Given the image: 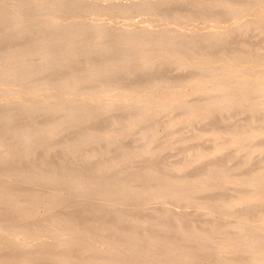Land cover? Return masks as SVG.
Wrapping results in <instances>:
<instances>
[{
	"label": "bare ground",
	"instance_id": "bare-ground-1",
	"mask_svg": "<svg viewBox=\"0 0 264 264\" xmlns=\"http://www.w3.org/2000/svg\"><path fill=\"white\" fill-rule=\"evenodd\" d=\"M0 2V6H16L22 12L34 11L33 15H43V11L46 15L48 7L69 13L90 7L109 15L133 10L165 19L175 18L180 11L187 21H212L222 3L230 7L237 2L249 23L253 20L249 27L236 22L228 31L218 20L219 30L212 35L201 32L198 37L195 33L202 44L200 50L190 45L193 34H178L177 30L162 34L145 27L140 29L139 41L129 28L113 35L108 31L112 25L96 23V36L83 49L94 26L72 23L65 35L68 27L58 25L56 19L49 21L36 14L23 18L24 12L18 17L1 8L0 25L9 19L10 28H18L23 40L20 36L14 39L15 35L4 37V28L0 30V92L11 83L24 90L33 84L36 88L42 76H47L48 89L53 81L48 76L61 73L64 91H73L77 83L84 90L99 91L94 84L104 78L106 83L114 82L116 93L129 90L124 83L132 81L136 93L123 95L120 103L109 99L91 108L90 101H75L74 91H70L71 98L67 94L69 99L58 97L49 102L40 95L33 104L18 101L19 97L8 103L0 99V172L7 175L0 174V264H264V0H107L106 4L60 0L50 1L46 8L38 5L41 1L27 5L19 0ZM228 6L223 10L228 12ZM168 9L170 14H164ZM35 22H42L41 31H34ZM21 43L25 50L18 47ZM55 43L66 45L61 52L65 56L48 62ZM34 48L39 49L32 57L37 62L21 60ZM78 49H83L80 54L84 51L82 59ZM153 49L152 62L148 54ZM214 49L222 53L220 57L216 53L221 59L219 70L202 83L200 72L215 68L214 55H210ZM231 50L232 66L227 59L230 53H226ZM95 51L103 55L101 67L89 64ZM114 51L121 54L117 65L111 60ZM136 55L140 64L135 63L138 68L133 70ZM193 56L191 67L187 61ZM33 62L38 70L31 69L36 73L30 72ZM80 66L86 67L69 76L73 71L68 69ZM164 74L178 82L180 89L161 85ZM150 76L159 80L145 95L140 81ZM100 82L104 88L106 83ZM191 86L193 97L211 96L204 105L198 103L203 105L200 116L194 111L195 100L188 99ZM160 89L162 93L157 94ZM140 104L142 111H136ZM152 107L159 109L156 114L155 108L154 115L172 114L162 122L155 116L149 127L146 115ZM215 107L220 111L217 114ZM183 110L184 121L177 115ZM129 112L132 116L121 123ZM158 122L163 125L161 134L169 137L164 142L158 135ZM120 124L125 125L120 128ZM192 125L198 126L199 134ZM178 127H187L188 132L183 134ZM204 145L207 150L203 152L200 147ZM177 205L183 207L177 209Z\"/></svg>",
	"mask_w": 264,
	"mask_h": 264
},
{
	"label": "rangeland",
	"instance_id": "rangeland-1",
	"mask_svg": "<svg viewBox=\"0 0 264 264\" xmlns=\"http://www.w3.org/2000/svg\"><path fill=\"white\" fill-rule=\"evenodd\" d=\"M0 1H2V0H0ZM12 1H14L15 2V0H12ZM16 1H18V0H16ZM21 3H23V4H26L27 5V3H31V2H39V1H41L40 3H38V5H44V6H41L40 5V7L41 8H46V7H48L49 6V2L51 1V2H59L60 0H29V1H27V0H19ZM62 1V0H61ZM90 1H93L94 3H105L106 4V1L107 0H90ZM119 1H122V2H127V0H111V2H116V3H118ZM138 1L139 0H130V2H135V3H138ZM150 1H152V0H150ZM44 2H45V4H44ZM216 2V1H215ZM215 2H211L210 4L211 5H213V3H215ZM1 3V2H0ZM48 3V4H47ZM121 3V2H120ZM236 3V4H235ZM235 3H233V5L235 6V7H238V8H234V6H228L227 4H229L230 5V3H222V6H219L217 9H219L220 11H218L217 13V15H220V18H218V19H216L217 20V22L215 21V17L217 16H215L213 19L214 20H212V18L210 19V20H212V21H208L209 19H205V20H203L202 18H194V19H191V21L189 20V21H187L186 19L184 20L183 18H182V15H183V13H180V11L178 12V11H176V14L178 13L180 16V18L178 17L177 18V15H175L174 17L175 18H172V19H165V16L163 15V17H160V18H163V19H160V18H153L151 15L149 16V14H147V13H144V12H134L133 10H131L128 14H126V15H120V16H117V15H115V14H111V15H109L108 13H106V12H102V11H97V12H93L92 10H90V7H87V8H85V10L84 9H82V12L81 11H79L78 13H73V12H71V13H69V11L68 10H66L65 8H67L66 6L64 7V11L62 12L61 10H57L56 8H51L50 10H49V8L50 7H48V8H46V9H44V10H46V15L44 14V11H43V15H38L37 14V12H35V14L36 15H38L39 17L40 16H44L45 18H47V20H55L56 22H57V24L58 25H62V26H64V27H68V25L69 24H72V23H74L75 25H77V27H83L84 25L86 26V24H87V26L88 27H90V28H92L93 26V29H92V31L93 30H97L96 29V27L98 26V25H100L101 23H103V24H105V23H108V25H112V26H110L111 28L110 29H108V31H109V33H112L113 35H114V33L116 32V31H122V30H124V29H128L129 28V30H131V31H133L134 32V34H135V38H136V40H139L140 41V36H139V33L145 28V27H148L149 29H151L152 31H156V30H160V31H162L163 33L162 34H167L168 33V31H174L175 32V30H177V31H180V32H178V34L179 33H186V34H193L192 35V42L190 43V45H192V47H194L193 48V50L194 49H196V50H200V47H201V43L199 42V39L200 38H198L199 37V34L201 33V32H206V33H210L211 35L216 31H218L219 29H217V24H218V20L219 21H221L222 23H223V26H225V30H229V28H231V27H233L234 26V24L236 23V22H238V23H242V25H243V27H246V26H248L249 27V24H252L253 23V20H251L250 19V23H249V19H248V16H247V14H246V12L244 13V12H242V10L240 9V4L239 3H237V2H235ZM239 4V5H238ZM1 5V4H0ZM211 5H209V6H211ZM228 6L229 8H230V10H228V12L226 11V13H225V11L223 10V7L224 6ZM16 6H9V7H5V6H0V9L2 10V12L4 11L5 13L7 12V14L9 13L10 15H13V13H15V15L17 16V14L20 12H22V9H20V8H15ZM12 9H14V10H12ZM16 9V10H15ZM53 9H56V10H53ZM89 9V10H88ZM222 9V10H221ZM49 11H51V14H50V12ZM66 11L69 13H66ZM92 11V12H91ZM224 11V12H223ZM232 11V12H231ZM23 12L25 13L24 15H21L23 18H27V14H28V17H30L29 15H33V13H34V11H31V10H23ZM22 12V13H23ZM32 12V13H31ZM133 12V13H132ZM175 12V11H174ZM220 12V13H219ZM19 13V14H20ZM21 13V14H22ZM54 13H57V14H54ZM62 13V14H61ZM170 14V10L168 9L166 12H164V14H166V15H169ZM172 13V12H171ZM228 13V14H227ZM229 13H234V15H230ZM239 13V14H238ZM18 14V17H20V15ZM35 14L33 15V16H35ZM229 15L228 17H226L227 15ZM31 15V16H32ZM75 16V17H73V16ZM223 17H222V16ZM226 15V16H225ZM14 16V15H13ZM32 16V17H33ZM60 16V17H59ZM79 16V17H78ZM115 16V17H114ZM57 17V18H56ZM64 17V18H63ZM49 18V19H48ZM53 18V19H52ZM75 18V19H74ZM104 18H105V20H104ZM107 19V20H106ZM112 19V20H111ZM131 19V20H130ZM227 21H226V20ZM35 19H33V21H34ZM57 20H59V21H57ZM69 20H70V23H67V22H69ZM135 21V22H134ZM143 21V22H142ZM145 21V22H144ZM76 22V23H75ZM125 22H127V23H125ZM252 22V23H251ZM3 23V25L5 26V24H7V29L3 26V25H0V30L2 29V28H4V37H7V36H12L14 39H16L17 37H19L20 36V34H19V30H18V28H10V26H9V19L7 20V19H4V22H2ZM11 23V22H10ZM37 23V24H36ZM38 23H40V22H35L34 24V27H35V30L34 31H36V32H39V31H41V28H42V22L40 23V24H38ZM98 25H97V24ZM124 23V24H123ZM91 24V25H90ZM127 24V25H126ZM182 24V25H181ZM97 25V26H96ZM92 26V27H91ZM143 26V27H142ZM69 27H70V25H69ZM68 27V29H64V33H65V35L66 34H68V32L70 31L69 28ZM123 28V29H120V28ZM140 27H142V28H140ZM201 27V28H200ZM204 27V28H203ZM119 28V29H118ZM9 29V30H8ZM27 29V30H26ZM25 30L28 32H30V30L31 29H29L28 27L26 28ZM39 29V31H37ZM74 29V28H73ZM134 29V30H133ZM137 29V30H136ZM140 29H142V30H140ZM12 30V31H11ZM91 30V29H90ZM90 32V33H92V35L90 34V37H89V39H91V40H89V39H87L88 40V43H86V44H84L83 45V49L85 48H87L88 46H90L92 43V40L94 39L93 37H95L96 35H94V34H96V32ZM110 31H112V32H110ZM211 31V32H210ZM226 31V32H227ZM15 32V33H14ZM35 32V33H36ZM165 32V33H164ZM8 33H10V34H8ZM18 33V34H17ZM197 34V36H196V34ZM6 34V35H5ZM111 34V35H112ZM94 35V36H93ZM17 36V37H16ZM89 36V35H88ZM195 36V37H194ZM23 38H25V36H22ZM166 37V36H165ZM194 37V38H193ZM191 38V37H190ZM195 39H197V40H195ZM20 40L22 41L23 39H21V36H20ZM162 40H166L165 38H163L162 37ZM193 40H195V41H193ZM20 42V41H19ZM85 42H87V41H85ZM89 43H91L90 45H89ZM142 43H144V42H142ZM58 43H55V51H57V52H55V51H53V53H52V55L50 56V58L48 59V62L50 61V60H54V61H56V58H59V59H61L63 56H65V54L64 55H62L61 54V52H63V49L65 48V44H60L59 43V45H57ZM195 44V45H194ZM199 44V45H198ZM21 45V46H20ZM22 45H25V43H21V44H19V48L22 50L23 48V50H25V47L24 46H22ZM194 45V46H193ZM116 48L117 47H115L114 48V50H116ZM58 49V50H57ZM83 49H78L77 51H78V58L80 59L81 57L83 58L84 56L82 55V54H84V51H83V53L81 52V54H80V50L82 51ZM39 50V49H38ZM37 49H31V50H29L30 51V53H32V54H23L22 56H24V57H22L21 56V60H33L34 61V59L35 58H32V57H34V52H36V51H38ZM214 50H216V49H214ZM213 50V51H214ZM218 50V49H217ZM216 50V51H217ZM154 51H156V49H153L151 52H149V58H150V61H152L153 62V60L155 59V54H156V52H154ZM216 51H214V52H211V56H213L214 57V62H213V64L212 65H214V69H213V66L211 67V69H209V70H206V69H204V70H202L200 73L202 74V76H200V78H201V82L202 83H204V80L206 79V78H208V76H212V74H214V71H218L219 70V67L217 66L218 65V63H221V62H219V61H221V59L220 58H218L217 57V54H218V56L220 57L221 55H222V53H221V51L220 50H218V52H216ZM233 50H231V51H226V53H230V56H227V59H229V64L232 66L233 64H234V59H233V57H234V52H232ZM55 52V53H54ZM59 52H60V54L61 55H58L59 54ZM96 52V51H95ZM115 52V55H114V53H113V55H112V57H111V60H112V63L113 64H119V61L121 60L120 58H121V54H120V52H117V51H114ZM220 52V53H219ZM97 54H98V56L100 55V53H98V52H96ZM96 53H95V56H94V59H91L90 58V61L89 62H91V61H93L92 63H89L90 65H93V64H95V65H97V66H99V67H101V60L99 59V58H101L102 56H97L96 55ZM214 53V54H213ZM217 53V54H216ZM236 53V52H235ZM31 56V58L29 57L28 59H27V57L28 56ZM80 55H82V56H80ZM137 55H138V53H137ZM136 55V59H135V61L136 60H138V61H136V62H133L132 64H131V68L134 70V69H137L138 67H136L137 65V63L139 62V64H140V59H138L137 57H139V56H137ZM181 56H178V60L179 61H182L184 58H183V55L182 54H180ZM116 56V57H115ZM153 56V57H152ZM76 57V59H78L77 58V56H75ZM98 57V58H97ZM152 57V58H151ZM206 57V56H205ZM54 58V59H53ZM81 58V59H82ZM112 58H114V61H113V59ZM140 58V57H139ZM195 57L193 56V57H191L190 58V60L189 61H187V65L188 66H193L194 65V62H195V59H194ZM98 59V60H97ZM216 59V60H215ZM31 60V61H32ZM94 60L96 61L97 60V62H94ZM194 60V61H193ZM46 60H44V62H45ZM116 61V62H115ZM231 61V62H230ZM34 62H37V61H34ZM32 63L31 65H33V66H30V72L31 73H36V72H32V71H34V70H38V67H37V65H35V63ZM41 63H43V61H41ZM82 63H88V62H84V61H82ZM136 63V64H135ZM2 64V63H1ZM133 64H135V65H133ZM139 64H138V66H139ZM168 64V63H167ZM165 62H164V66H168ZM36 66V68H34L35 66ZM90 65H88V66H90ZM82 66V65H81ZM79 67V68H77V69H75V70H69L68 69V71H73V73L72 74H70L69 76H71V75H73V74H75V75H78L79 74V72L78 71H80V73H81V70H79V69H81V68H83V67H86V66H83V67ZM164 66H162V67H164ZM191 66V67H192ZM229 66V65H228ZM174 67V66H173ZM216 67H218L217 69H216ZM31 68H33L34 70H32ZM131 69V70H132ZM84 70H86V69H84ZM213 71V72H212ZM70 73V72H69ZM103 73V72H102ZM61 73H58V75H54V78H53V76L52 77H50V76H48L49 77V79H51V80H53L52 81V85L50 86V87H48V89H45V88H47V85L46 84H44V82H45V80L46 81H48V79H45V78H47V76L46 77H44V76H42L41 78H42V80H44L43 81V84H42V80L41 79H39V82H38V80H37V78H34V79H36L35 81H37L38 83H36V84H38V86H36V88H35V84H33L34 86H30L29 85V87L27 88V89H25L24 90V88H22L21 87V89H20V87L19 86H17L16 87V85H12V83L10 84V86L5 90V91H3V92H0V99L2 100V101H6V103H8L10 100H15L17 97H19V98H17V100L19 101H23V103H34L35 101H36V97L37 96H40V95H43L44 96V99H45V101L46 102H49V101H51L52 99H57L58 97V99L59 100H61V99H64V98H66V99H69V96H70V98H71V94H73V93H75V94H73L74 96L73 97H75V98H79V100H77V99H75V101H77L78 103H80V104H84L85 103V101H90L91 103H90V105H89V107L91 108V107H95V106H100V105H102V103L103 104H106V101L108 100V101H110L109 99H111V100H115L117 103L119 102H122V100H124V96L126 97V96H130V95H132V96H130V97H133L134 96V92H135V84L132 82V81H126V83H124V85L126 86V88H128L129 87V90L127 89H124V90H122V89H118V91H117V93H116V88H115V85H114V82L112 83V82H105V80H104V78H102V79H99L100 81H102V85L104 84V83H106L105 85H104V88H102L101 87V82L99 81V80H97L96 82H95V84L94 85H96L97 86V88H98V90L101 88L102 89V91H101V89L99 90V91H97V90H93L92 88L90 89V90H92V92L89 90V88H87L86 90H84L85 88H83L82 87V85L80 84V83H77L76 84V86H75V84H73L75 87L74 88H72L73 89V91L72 90H70V89H68L69 90V92H68V90L66 89L65 91H64V88L62 87V83H63V81H64V79H65V77H63V76H59ZM101 75H103V74H101ZM165 75L166 74H164V79L165 80H162V84L161 85H163L164 84V86L165 85H167V86H171L172 87V89H173V87L174 86H177V87H174V89L173 90H177V89H180V85H179V83L177 82V83H175V82H171L170 80H168L167 78H165ZM206 75V76H205ZM58 76V77H57ZM36 77V76H35ZM206 77V78H205ZM32 78V79H33ZM44 78V79H43ZM61 78V79H60ZM76 78V77H75ZM152 78V79H151ZM162 79H163V77H162ZM167 79V80H166ZM41 80V81H40ZM56 80H60L61 82H57ZM78 80V79H77ZM148 80V81H147ZM147 80H141L140 82H141V85H139V86H142L141 88H142V93L143 94H147L148 93V90H149V88H151V86H152V83H154L155 81H158L159 80V78H156V79H153V77L152 76H150ZM150 80V81H149ZM152 80V81H151ZM166 81V82H165ZM230 81H232V80H230ZM118 82V81H117ZM128 82V83H127ZM147 82V83H146ZM151 82V83H150ZM165 82V83H164ZM39 83H41V84H39ZM45 83H47V82H45ZM100 83V84H99ZM112 85H111V84ZM160 83H161V80H160ZM201 83V84H202ZM110 84V85H109ZM44 85V86H43ZM109 86V89H108V86ZM190 85V84H189ZM80 86H81V88H80ZM107 86V87H106ZM113 86V87H112ZM135 86V87H134ZM163 86V87H164ZM54 87V88H53ZM16 88H17V90H16ZM57 88H59V90L57 89ZM76 88V89H75ZM14 89V90H13ZM19 89V90H18ZM30 89H33V90H31L32 91V93H31V91H29ZM82 91H81V90ZM105 89H107V90H105ZM111 89V90H110ZM134 89V90H133ZM22 90V91H21ZM27 90V91H26ZM43 90V91H42ZM89 92H88V91ZM121 90V91H120ZM126 90V91H125ZM162 89H160V91H157V94H160V93H162V91L164 90V88H163V90L161 91ZM24 91H26V92H24ZM35 91V92H34ZM41 91V92H40ZM58 91V92H57ZM61 91V92H60ZM62 91H63V94H62ZM70 91H71V94H70ZM86 91V92H85ZM188 92V99L190 98V100L192 99V100H195L194 102L196 103L195 105H194V111H195V113H196V115L198 116L199 114H203V105L205 104V102L206 101H209L210 99H211V96L210 95H207L206 97H202V99L200 98V99H198V96H195V97H193L195 94H194V88H192V86L191 87H189L188 88V90H187ZM24 92V93H23ZM34 92V93H33ZM54 94H53V93ZM73 92V93H72ZM96 92H98V93H96ZM101 92V93H100ZM109 92V93H108ZM14 93L16 94V95H14ZM19 93V94H18ZM40 93V94H39ZM57 93V94H56ZM80 93H82V94H80ZM89 94V95H87V94ZM91 93H92V95H91ZM113 93H115L116 94V98H112V97H115L114 95L115 94H113ZM128 95H127V94ZM136 93V92H135ZM6 94V95H5ZM10 94V95H9ZM20 94L22 95V96H20ZM24 94V95H23ZM34 94V95H33ZM36 94V95H35ZM53 94V95H52ZM59 94V95H58ZM60 94H61V96H60ZM68 94H70L69 96L66 95ZM85 94V95H84ZM94 94H96V95H94ZM111 94V95H110ZM4 95V96H3ZM65 97H64V96ZM79 95H81V98L80 97H77V96H79ZM94 95V96H93ZM105 95V96H104ZM106 95H110L109 97H107ZM124 95V96H123ZM33 96V97H32ZM52 96V97H51ZM63 96V97H62ZM85 96H87V100L86 99H84V97ZM91 96V97H90ZM92 96H93V98H92ZM120 96H122V97H119ZM219 96V95H218ZM4 97H6V98H4ZM11 97V98H10ZM12 97H15V98H12ZM32 97V98H31ZM73 97H72V100H74L73 99ZM97 97H100V98H97V100H96V98ZM193 97V98H192ZM22 98V99H21ZM25 98H26V100H25ZM31 98V99H30ZM86 98V97H85ZM90 98H92L91 100H90ZM195 98V99H194ZM8 101H7V100ZM25 100V102H24V100ZM95 99V100H94ZM187 99V98H186ZM187 99V100H188ZM220 99H222V98H220ZM93 100V101H92ZM104 100H106V101H104ZM203 100V101H202ZM32 101V102H31ZM84 101V102H83ZM184 101V100H183ZM87 102L85 103V104H87ZM96 102V104L94 105V103ZM186 102V101H185ZM198 103H202V104H198ZM88 104H89V102H88ZM94 105V106H93ZM88 106V105H87ZM140 106V110H136V111H142V107L144 106V105H142V104H140V105H138L137 106V108ZM202 106V107H201ZM154 107V106H153ZM151 108V112L149 111L148 113H147V115L146 116H149L148 117V119H149V122H148V124H149V127H150V125L151 124H154V118H155V116H157L156 114H159V109H158V107H155L156 109H158V110H156L155 108ZM200 107H201V109H200ZM139 109V108H138ZM216 109V114L218 113V112H220L219 110H218V108L217 107H215L214 108V110ZM154 110V111H153ZM155 110L157 111L156 112V114L154 115V112H155ZM134 111V110H133ZM185 110H183V111H181V113H178L177 115H178V117L179 118H182L183 119V121L185 120V118L187 117V115H185L186 114V111L184 112ZM169 112H171V111H169ZM169 112H167V113H165L166 115H163L162 117L160 116V115H158L157 117H160L159 118V120H160V122H162V121H164V119H167V117H168V114L170 115V114H172V113H169ZM202 112V113H201ZM183 115V116H182ZM124 116H127V117H125V119H122V121L123 122H121V123H125L126 124V119L127 118H129L130 116H132V112L130 113L129 112V115H128V113L126 114V115H124ZM151 116H153V118L151 117ZM165 116H167V117H165ZM200 116V115H199ZM151 117V118H150ZM200 118V117H199ZM181 119V120H182ZM197 122H200L199 121V119H195ZM125 121V122H124ZM124 124V125H125ZM124 125L122 124H120L119 126H120V128H123L124 127ZM105 126V125H104ZM162 123L161 124H159V122L157 123V128H158V131L160 132V131H162ZM191 128H193V130L195 131V133L196 134H199V132L200 131H198L197 129V127L198 126H190ZM204 127H206V126H204ZM238 127H241L240 125H238ZM179 128V129H178ZM178 128H176V130L178 129L179 131H181L182 129V132H183V134H186V132H188V129H187V127H185V128H181V127H178ZM181 128V129H180ZM178 130H177V132H178ZM185 130V131H184ZM176 131L174 130V134H177V133H175ZM182 132H180V133H182ZM102 134H103V132H102ZM160 134H161V132L160 133H158V135H159V137H160ZM174 134H172L171 136H173ZM191 134V133H190ZM208 135H209V133H208ZM170 136V135H169ZM210 136H212L211 134H210ZM167 137V138H166ZM158 138V137H157ZM169 137L166 135L165 137L163 136V134H161V137H160V139L162 140L161 142H164V140H167ZM159 139V138H158ZM139 146V145H138ZM207 148V145H204L203 147H200V149L204 152L205 150H207L206 149ZM205 149V150H204ZM229 165L231 164V161L228 163ZM0 174H3V175H5V176H7L6 174H4V173H1L0 172ZM50 190V189H49ZM100 198V197H99ZM98 198V199H99ZM103 197L101 196V199H102ZM97 199V200H98ZM237 199V198H236ZM179 207H183V206H181V205H177V209H179ZM19 241H20V239H19ZM21 245V244H20ZM15 247L16 246H18V245H14Z\"/></svg>",
	"mask_w": 264,
	"mask_h": 264
}]
</instances>
